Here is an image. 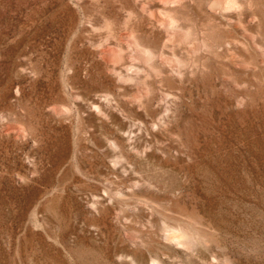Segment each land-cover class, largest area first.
I'll return each mask as SVG.
<instances>
[{
	"label": "rangeland",
	"instance_id": "rangeland-1",
	"mask_svg": "<svg viewBox=\"0 0 264 264\" xmlns=\"http://www.w3.org/2000/svg\"><path fill=\"white\" fill-rule=\"evenodd\" d=\"M0 264H264V0H0Z\"/></svg>",
	"mask_w": 264,
	"mask_h": 264
}]
</instances>
